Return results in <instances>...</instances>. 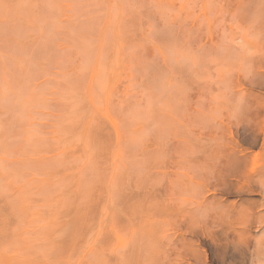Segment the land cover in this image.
Here are the masks:
<instances>
[{
    "label": "rangeland",
    "instance_id": "374dc122",
    "mask_svg": "<svg viewBox=\"0 0 264 264\" xmlns=\"http://www.w3.org/2000/svg\"><path fill=\"white\" fill-rule=\"evenodd\" d=\"M0 264H264V0H0Z\"/></svg>",
    "mask_w": 264,
    "mask_h": 264
}]
</instances>
